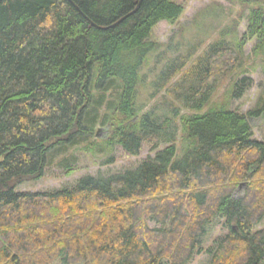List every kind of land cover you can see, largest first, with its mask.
<instances>
[{"label":"trees","instance_id":"trees-1","mask_svg":"<svg viewBox=\"0 0 264 264\" xmlns=\"http://www.w3.org/2000/svg\"><path fill=\"white\" fill-rule=\"evenodd\" d=\"M183 10L176 0H0V264H187L218 220L227 232L207 248L209 264H263L264 137L252 121L264 99L245 112L204 108L217 61L238 51L213 41L185 70L193 54L178 55L152 83L179 104L163 98L141 113L136 101L153 27ZM247 35L264 47L262 5ZM107 124V144L130 155L144 142L161 148L69 188L18 190L56 160L71 171L67 149Z\"/></svg>","mask_w":264,"mask_h":264},{"label":"rangeland","instance_id":"rangeland-1","mask_svg":"<svg viewBox=\"0 0 264 264\" xmlns=\"http://www.w3.org/2000/svg\"><path fill=\"white\" fill-rule=\"evenodd\" d=\"M183 4V13L174 21H160L152 29L149 41L154 44L146 61L140 69L142 83L138 88L137 104L142 107L141 113L168 98V103H179L168 97L165 89L154 90L153 81L163 69L168 60L178 55L192 53L191 60L183 68L195 60L205 47L216 40L223 39L238 51L237 60L230 64L229 57L225 55L217 61L215 75V89L210 101L204 108L216 107L225 104L231 109L242 112L248 111L262 103L264 99V47L256 48V37H249L248 16L251 7L262 5L264 0L257 4L245 5L241 0H176ZM230 67H229V66ZM241 79H245L240 83ZM157 107L158 112L167 109ZM192 110L182 109L181 114L191 113ZM253 137L262 140L264 137V115L252 121ZM111 125H97L94 136L83 143L69 147L64 155L74 156L76 162L72 170L67 171L57 165V160L46 169L45 174L36 180H29L18 186V190L25 191H53L69 188L83 175H107L123 171L136 166L148 155L153 156L161 148L152 149L151 142L142 143L138 155L126 153L119 145H109L106 140L111 132ZM99 136H95V133ZM178 154L184 144L181 138L177 139ZM63 156V155H62ZM112 158L111 161H106ZM247 186L241 181L235 193L243 194ZM250 200V198H249ZM153 226L154 222H149ZM264 227V218L257 225ZM227 232L222 220L215 221L204 237L203 250L187 264H209V248L214 241ZM55 264H59L55 262ZM264 264V262H263Z\"/></svg>","mask_w":264,"mask_h":264},{"label":"water","instance_id":"water-1","mask_svg":"<svg viewBox=\"0 0 264 264\" xmlns=\"http://www.w3.org/2000/svg\"><path fill=\"white\" fill-rule=\"evenodd\" d=\"M139 3H140V2H139ZM138 5H139V4H138ZM136 9H137V7L135 8V10H133L132 12H130L129 14H127L126 16H123V17L120 18L118 21H116L115 23H113V24H111V25H109V26H103V27L98 26V27L103 28V29L108 28V27H113V26H115L116 24H118L119 22H121L125 17H127L128 15H130L131 13H133L134 11H136ZM91 23L94 25L93 22H91ZM96 136H99L98 132L96 133Z\"/></svg>","mask_w":264,"mask_h":264},{"label":"bare ground","instance_id":"bare-ground-1","mask_svg":"<svg viewBox=\"0 0 264 264\" xmlns=\"http://www.w3.org/2000/svg\"><path fill=\"white\" fill-rule=\"evenodd\" d=\"M96 135V134H95Z\"/></svg>","mask_w":264,"mask_h":264}]
</instances>
